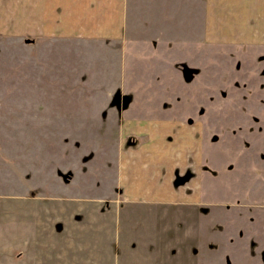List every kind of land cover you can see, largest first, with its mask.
Returning <instances> with one entry per match:
<instances>
[{
  "label": "rangeland",
  "instance_id": "374dc122",
  "mask_svg": "<svg viewBox=\"0 0 264 264\" xmlns=\"http://www.w3.org/2000/svg\"><path fill=\"white\" fill-rule=\"evenodd\" d=\"M127 5L121 42L39 39L23 32L21 0L1 6L14 29L0 32V264L38 258L40 211L52 219L44 241L56 252L66 242L49 235L54 217L72 230L93 228L98 255L116 254L120 211L93 212L118 181L119 149L134 138L121 128L124 116H167L163 100L194 123L205 113V205L149 219L150 245L126 244L141 250L126 252L125 263L264 264V45L202 43L200 0ZM78 210L80 225L71 221ZM134 231L139 239L143 231Z\"/></svg>",
  "mask_w": 264,
  "mask_h": 264
},
{
  "label": "crops",
  "instance_id": "0c3cea01",
  "mask_svg": "<svg viewBox=\"0 0 264 264\" xmlns=\"http://www.w3.org/2000/svg\"><path fill=\"white\" fill-rule=\"evenodd\" d=\"M4 2L0 0V32L12 34V17H7L1 8ZM200 2L204 12L202 43L233 44V50L264 45V0ZM21 3L27 11L26 20L22 17L23 32L37 33L39 39L121 42L128 33L127 0H21ZM33 14L37 19L30 25L27 20ZM231 34L232 38L227 36ZM163 102L165 100L160 103V112H166L163 114L167 116H161L151 108L147 112L158 116L148 117L146 122L128 121L124 116L121 128L127 135L134 134V138L127 143L124 141L119 149L115 166L118 181L108 196L98 199L100 212H93V215L104 216L114 206L120 211L117 228L123 226L125 232L118 235L116 254L101 249L98 255L99 247L92 246L88 237L93 228L72 230L69 222L54 217L49 235L56 239L64 233L66 242V246L56 252L44 241L52 219L46 222V212L40 211L35 213L36 221L32 224L38 258L22 257L18 262L10 261L11 264H127L126 252L141 250L131 245H150L149 235L153 232L149 228L153 224H149V219L164 217L184 207L205 205L206 119L201 116L197 123H190L187 116L169 113V110L179 111L180 106L170 102L167 110ZM84 218L83 211L71 213V221L76 225L82 224ZM136 229L143 231L139 239H134ZM153 241L158 242L156 236ZM34 248L29 255H35ZM111 252L113 258L105 256H110ZM44 253L48 259L40 258Z\"/></svg>",
  "mask_w": 264,
  "mask_h": 264
},
{
  "label": "flooded vegetation",
  "instance_id": "af4514ba",
  "mask_svg": "<svg viewBox=\"0 0 264 264\" xmlns=\"http://www.w3.org/2000/svg\"><path fill=\"white\" fill-rule=\"evenodd\" d=\"M118 102H119V100H118ZM204 114H205V113L202 112V114H201L199 117L204 116ZM196 117H197V116H196ZM199 117H198V118H199ZM189 121H190V123H194V122H193V121H194L193 118H190Z\"/></svg>",
  "mask_w": 264,
  "mask_h": 264
}]
</instances>
